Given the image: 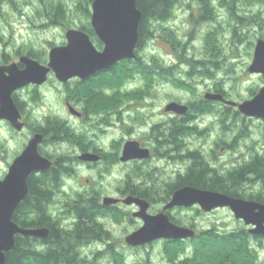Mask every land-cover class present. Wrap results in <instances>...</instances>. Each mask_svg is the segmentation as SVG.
<instances>
[{"label":"rangeland","instance_id":"1","mask_svg":"<svg viewBox=\"0 0 264 264\" xmlns=\"http://www.w3.org/2000/svg\"><path fill=\"white\" fill-rule=\"evenodd\" d=\"M58 2L67 8V19L64 25L50 26L47 9L50 11L49 6ZM81 3L86 5L87 1L82 0ZM79 4L80 0H8L0 3V65L17 62L28 51L41 55L44 60L39 63L47 65L49 50L67 44L65 37L69 29L91 24V17L85 15ZM199 7L196 0H180L176 4L172 19L165 23V27L175 31L180 46H173L157 36L147 39L139 50V56L152 68L131 79L130 64L120 63L113 72H105L87 85L67 86L50 74L43 85L24 87L19 96L27 108L26 128L18 132L0 121V180L5 178L13 161L22 154L34 128L50 131L54 128L53 122L64 124L70 137L64 136L70 138L71 143L53 144L49 137L47 145H42L48 155H69L75 161L83 154L82 148L108 155L105 163L97 167L87 164L93 161L76 160L75 175L64 178L63 190L55 196L56 203L49 208L58 214L62 208L61 201L73 199L77 194L96 193L100 201L105 197L126 198L122 191L129 172L130 187L142 189L139 186L146 182L157 186V190H146L152 191L154 199L150 201L149 212L160 214L171 199L164 200L166 191L178 183L193 164L191 158L184 155L202 151L204 162L221 175L252 162L254 158H263L264 121L245 117L238 108L229 105L216 104L204 115L194 117L191 126L197 129L181 141L180 150L156 144L155 137L159 136L160 129H155V126L166 125L164 130L168 131L173 119L179 116L165 112L169 103L199 104L207 93H221L216 91H223L226 99L241 103L252 99L264 85L263 75L248 71L256 41L264 39V28L261 27L264 25V0H211L213 17L204 16L203 19ZM237 15L246 19L241 22L236 19ZM236 26L237 34L234 35ZM91 39L96 49L102 51L103 43L98 38ZM4 57L8 58L7 64L3 63ZM153 58L165 68L171 67V71L162 72L160 67L151 66ZM210 58L218 62L216 69L210 67V75L203 73L209 71L203 69L205 64L191 66L188 63L190 60L204 63ZM198 70L203 71L198 73ZM116 75L122 77L115 80ZM175 79H182L186 88L174 82ZM69 100L77 111H85L84 120L71 116L66 106ZM128 141H137L149 148V161H134L130 165L121 163L116 154H121ZM164 150L169 152L168 158L160 157ZM149 174L154 176L153 181L146 180ZM254 182L253 185L240 186V194L251 197L264 192L262 183ZM136 211L138 208L135 206L123 205L115 213L103 216L102 222L110 237L81 248V257L86 258L89 264H170L168 252L177 247L174 253L178 261L194 256V242L189 239L184 242L185 246L158 240L147 247H130L129 250L126 237L143 226L141 219L133 218ZM168 214L176 224L195 228L197 235L213 229L222 235L234 234L249 228L228 208L206 213L198 206L176 207ZM73 222L65 220L66 225ZM246 246L252 252V264H264V242L253 238Z\"/></svg>","mask_w":264,"mask_h":264},{"label":"water","instance_id":"2","mask_svg":"<svg viewBox=\"0 0 264 264\" xmlns=\"http://www.w3.org/2000/svg\"><path fill=\"white\" fill-rule=\"evenodd\" d=\"M138 0H94L92 3L91 24L96 37L103 43L102 51L96 49L91 37L80 29H69L66 34L67 44L53 47L49 53L47 65L39 63L32 57L23 55L18 63L0 65V120H8L17 131L24 128L20 122L21 113L14 100V94L29 85H43L53 75L62 83L73 78L87 79L97 72L109 70L122 61L136 58L140 42V22L143 13L138 9ZM255 48L253 62L248 66L251 74L264 76V39H259ZM208 101L222 102L238 108L240 114L248 118L264 121V85L250 100L238 103L226 99L221 93H207ZM78 114L73 107L70 110ZM189 107L178 102L165 106V112L184 116ZM45 135L33 136L25 150L9 168L4 180H0V264H6L7 254L14 250L17 235L45 239L49 236L47 228H22L14 223L15 210L26 199L29 193V178L33 173L48 172L52 161L40 152V145ZM122 162L145 160L150 158V150L142 148L137 141L124 144ZM83 161L99 160L96 154L86 153L80 156ZM170 201L160 214L148 212L150 202L146 199L129 195L123 200L106 197L105 206L118 204L138 206L134 213L144 225L126 237V243L132 247L145 246L158 240L184 241L196 237V230L173 222L168 211L176 207L192 208L198 206L209 213L216 209L229 208L237 220L252 226V234L264 235V203L232 197L230 195L184 186L175 191Z\"/></svg>","mask_w":264,"mask_h":264},{"label":"trees","instance_id":"3","mask_svg":"<svg viewBox=\"0 0 264 264\" xmlns=\"http://www.w3.org/2000/svg\"><path fill=\"white\" fill-rule=\"evenodd\" d=\"M8 0H0V3ZM87 4H82L80 0L79 7L82 6L84 13L87 17H91L90 7L94 0H86ZM180 0H138V9L142 11L143 18L140 22V42L136 50V58L126 60L124 64H130V79L137 74L149 70L150 67L139 56V50L146 44L147 39L154 37H160L162 40L167 41L173 46H180V41L175 37V31L171 28L165 27V23L172 19L174 7ZM199 2V8L202 11V19L204 16L207 18L213 17V7H211V0H196ZM84 5V6H83ZM50 11L47 9L48 25H64L67 19V8L64 4L56 3L51 4ZM244 21V17L237 15L236 19ZM79 27L80 30L86 32L90 37H96V33L92 26ZM47 26V25H46ZM261 27L264 28V25ZM262 28V29H263ZM237 26L234 27V35L237 34ZM159 32L157 35L156 33ZM175 34V35H174ZM264 38V35H263ZM98 40V39H97ZM102 45L101 43H99ZM39 62H43L44 58L34 52L28 51L27 54ZM46 60V58H45ZM4 64L8 63V58L4 57ZM191 66L202 65L203 69L208 70L203 72L210 75V67L216 69L218 62L214 58H210L204 63L199 60H190L188 62ZM151 66L160 67V71H171V67L165 68L164 64L159 60L153 58ZM115 69V68H114ZM113 69V70H114ZM175 69V68H174ZM196 71V69L194 70ZM193 71V72H194ZM203 70H198L201 73ZM192 74V72L190 73ZM122 75H116V79H120ZM182 79H175L179 86L186 88V83L182 82ZM224 93L223 91H216ZM18 100V99H16ZM218 104L216 101H209L208 103ZM210 103V104H211ZM222 103V102H221ZM199 104H194V109L201 110ZM226 107V106H225ZM231 109L230 107H227ZM192 109V108H191ZM189 109L188 114L184 115V122L174 120L168 133H165L166 138H162L157 143L163 144L164 148L168 146L178 147L181 146V141L195 132L194 127L191 126L192 111ZM233 109V108H232ZM210 111V108L208 109ZM237 113V112H236ZM235 113V114H236ZM239 112L237 113V115ZM189 117V118H188ZM53 130L39 129L45 136H48L53 140L62 137L67 134L64 128V124L53 122ZM155 129H158L156 127ZM156 132V131H155ZM181 139L180 141V138ZM63 139V137H62ZM180 150V148H179ZM195 153V152H194ZM193 152L184 157L191 158L193 161L192 166H189V170L186 174L181 176L176 186L171 187L166 191L165 201H168L173 191L184 186H194L200 189L212 190L220 193L230 195L232 197L257 201L264 203V192H260L257 195L251 197H245L240 194V186L244 184L253 185L254 181L262 183L264 188V157L254 158L250 163L243 164L225 175L219 174L216 169L209 166L207 162L194 154ZM47 156V155H46ZM64 160L58 162L56 166H53L48 172H44L43 176L36 177L31 176L29 179V193L26 199L21 203L19 208L15 210L14 223H17L22 228H47L50 233L45 239L39 240L34 237H25L17 235L16 246L13 251L7 254L6 264H88L84 261L80 249L88 242L107 238L105 228L103 224L99 222V218L106 214L107 208L103 207L100 203L99 195L92 194H77L73 199H68L62 202V208L59 214L53 213L50 206L56 203V198L63 190V183L65 176L72 177L74 175L71 172V168L61 169ZM251 182V183H250ZM130 195L144 198L151 202L154 201L152 191L146 189H140L135 186H131L127 191ZM71 219L74 221L73 226L65 224V220ZM173 221H176L172 218ZM241 231L244 233L247 230L243 229L237 233H229L222 235L217 231L208 230L206 232L199 233L195 238L189 239L194 242V256L177 260L174 252L178 250L174 248L170 250L169 259L170 264H252L253 255L246 246L247 238L242 236ZM248 236V234H246ZM184 241H167L175 245H181L186 243Z\"/></svg>","mask_w":264,"mask_h":264},{"label":"flooded vegetation","instance_id":"4","mask_svg":"<svg viewBox=\"0 0 264 264\" xmlns=\"http://www.w3.org/2000/svg\"><path fill=\"white\" fill-rule=\"evenodd\" d=\"M92 26V25H91ZM93 28V27H92ZM36 60V59H35ZM124 61H122V62H119L118 64H116L114 67H112L111 69H109V70H105V72H113V69L117 66V65H119L120 63H123ZM13 63H18L19 64V60L17 61V62H13ZM3 65V64H2ZM19 66H20V68H23V66L22 65H20L19 64ZM130 66V65H129ZM105 72L104 71H100V72H97V74H95V75H93V76H91L90 78H87V79H80V78H73V79H71V80H69V82H67V83H64L65 85H67V86H69V85H71V84H77V85H87L86 83H93L95 80H97V79H99L100 78V76H102V75H104L105 74ZM51 74H53V73H51ZM50 75V74H49ZM50 77V76H49ZM49 80V79H48ZM30 86V85H29ZM34 87L36 88L37 86L36 85H34ZM24 90V87L21 89V90H19V91H17L15 94H14V100L13 101H15V103H16V105H17V107H18V109H19V113H21V120H20V122H22V123H24V128L21 130V131H18V132H22L25 128H26V122H25V119H26V116H27V114L25 113L26 112V104L22 101V98L19 96V95H21V93H22V91ZM16 99H18V100H16ZM209 101L208 100H206L205 99V97H204V100H199V103H201L199 106L201 107V110L200 111H198L197 109H194L193 107H195L194 106V104L195 103H190L189 105H186V106H188L189 107V109H191V111H192V115H191V117L190 118H192V121H191V123L193 124L194 123V120H195V118L194 117H198L199 116V114H202V115H204L205 113H207V112H209L208 111V109L210 108V110H212V107H215V105H214V103H208ZM66 106L68 107V109L70 110V108L71 107H73L74 109H75V111H77V108H75L74 107V105L72 104V102L69 100V101H67L66 102ZM218 104L219 105H222V106H228V105H226V104H224V103H221V102H218ZM68 110V111H69ZM78 113H80V115H78V114H73L72 112H70L71 113V116H73V117H75V118H77V119H79V120H84L85 119V111L84 110H82V111H77ZM177 118V120L176 119H173V121L174 120H176V121H181V122H184V118L182 117V116H176ZM189 118V117H188ZM0 121H3V122H6V123H8L10 126H12L11 125V123L8 121V120H5V119H3V120H0ZM191 124V125H192ZM13 128H14V126H12ZM156 127H158V129H160V134H159V136H156L155 137V139H156V144H159L160 146H162V148H164L165 146H163V144H160V143H157L158 141H160L162 138H166L165 136H167L165 133H168V131H165L164 129H166V125H156L155 126V128ZM193 128V127H192ZM194 129H197V127H194ZM37 133H43V132H41V131H39V129H35L34 128V131H33V135H32V138H33V136L35 135V134H37ZM44 134V133H43ZM45 135V134H44ZM66 136H68V137H70V135L67 133V135ZM66 136H62L63 137V139H62V137H60V138H57V140H55L54 141V143L53 144H61V143H64V144H66V143H71V141H70V138H66ZM31 138V139H32ZM31 139L29 140V142L31 141ZM49 137L48 136H45V140H44V142L40 145V152H41V154L43 155V156H45V157H47L50 161H52V167L53 166H56L57 164H58V162H61L62 160H64L63 161V163H62V165H60L59 167L61 168V169H63V168H71L72 170H71V172H73L74 173V175H75V162H77L76 160H78V162L79 161H82V162H87V161H83V160H81V159H79L80 158V156H79V158H75L76 160L74 161V160H71V157L69 156V155H67V156H64V155H61L60 157L59 156H57V157H55L54 155H48L47 154V152H45L42 148H43V144H46L47 145V143H48V141H49ZM181 139H183L182 137L180 138V141H181ZM29 142H28V144H29ZM129 142V141H128ZM127 143V142H126ZM125 143V144H126ZM27 144V145H28ZM125 146V145H124ZM141 146V145H140ZM79 147V146H78ZM142 148H145V147H143V146H141ZM26 148V147H25ZM82 148V147H81ZM147 149H149V148H147ZM25 149H23V151H24ZM123 150H124V147H123V149H122V151H121V154L119 153V152H117V154H116V157L120 160V162L122 163V160H121V156L123 155ZM150 150V149H149ZM82 151H83V154H86V153H90V154H96V155H98L99 156V160L98 161H96V162H91V163H87V164H90L91 166H98V165H103V163H105V161L108 159V155L107 154H103L102 152H99V153H93V152H90V151H93V150H84V148H82ZM151 151V150H150ZM159 152V151H158ZM202 151H199V150H197L194 154H197V156H200L203 160L205 159L200 153H201ZM83 154H81V156L83 155ZM47 155V156H46ZM169 152L168 151H166V150H164V151H162V152H160V157L161 158H168L169 156ZM188 155V154H187ZM157 156H159V155H157ZM192 160V159H191ZM134 161H139V162H147V161H149V158L148 159H145V160H132V161H128V162H123V164H128V165H130V162H134ZM192 161H194V160H192ZM205 161V160H204ZM208 163V162H207ZM210 165V164H209ZM192 166V165H191ZM211 167V166H210ZM10 168V167H9ZM189 170V169H188ZM188 170H187V172H188ZM107 172H109V170L107 169L106 170ZM186 172V173H187ZM43 174H44V172H40V173H33V175L34 176H36V177H40V176H43ZM32 175V176H33ZM6 177V176H5ZM67 176H65V177H63V178H66ZM149 178L148 179H146V180H149V179H151L152 181L154 180V176H151V174H149V176H148ZM31 178V177H30ZM29 178V179H30ZM4 180V179H3ZM130 172L129 173H127V176H126V179H125V188L123 189L124 191H122L123 193L122 194H124V195H126V196H129L130 194H128L127 193V191H129L130 190ZM251 183V182H250ZM149 184H151V183H149V182H146V183H143L142 185H140L139 187H141L142 189H154V190H157V186H155V184H151L152 185V187H150L149 186ZM177 184V183H176ZM176 184H173L172 185V187H174V186H176ZM182 188V187H181ZM179 189V188H178ZM83 194H88V193H83ZM106 198V197H105ZM117 199H119V200H123V199H125L124 198V196H120L119 198L118 197H116ZM144 199V198H143ZM104 200V199H103ZM103 200H101L100 201V203L103 205V207H105V208H107V210H106V214H104L103 216H105V215H107V214H109V215H111V214H113V213H115L116 212V210H120L121 208H122V206L123 205H125L124 203L122 204V202L120 201L118 204H115V205H110V206H105L104 204H103ZM149 201V200H148ZM252 201V200H251ZM150 202V201H149ZM260 203H262V202H260ZM150 204H151V202H150ZM127 206V205H126ZM131 206H134V205H131ZM135 207H137L138 208V211L140 210V208L138 207V206H135ZM150 208H151V205H150ZM150 208H149V210H150ZM221 209H224V208H221ZM229 209V208H228ZM149 210H148V212H149ZM216 210H219V209H216ZM215 210V211H216ZM138 211H136V212H138ZM135 213V212H134ZM134 213H133V218H136L135 216H134ZM150 213V212H149ZM151 214V213H150ZM152 215H155V214H152ZM103 216H101L98 220H99V222L101 223V224H103V222H102V218H103ZM170 217V216H169ZM138 219H140V218H138ZM74 223V222H73ZM143 225H144V222H143ZM73 226V224L72 225H70V227H72ZM103 226H104V228H105V224H103ZM249 228L247 229V231L246 232H242L241 231V233H242V236L243 235H245V238H247V242L248 241H251V239H255V240H258V241H262V242H264V235H255V234H252L251 232H250V230L253 228L252 226H248ZM141 228V227H140ZM139 228V229H140ZM190 228H193V227H191L190 226ZM137 230V229H136ZM194 230H195V228H194ZM104 231H107L106 230V228H105V230ZM108 232V231H107ZM135 232V231H134ZM109 233V232H108ZM246 234H248V236H246ZM110 237V234H109V236H108V234H107V238H104V240H101V238L100 239H95V240H92V241H90V242H88V244H85L84 246H91L94 242H103V241H105V240H107L108 238ZM39 240H42V239H39ZM38 240V241H39ZM126 240V239H125ZM246 242V243H247ZM127 244V243H126ZM151 244V243H150ZM128 245V244H127ZM149 244H147V245H145V246H139V247H137V248H144V247H147ZM84 246H82V248L84 247ZM130 247H132V246H130V245H128V248H129V250H130ZM132 248H136V247H132ZM136 248V249H137ZM84 259V261L86 262V263H88V261H87V259L86 258H83ZM89 264V263H88Z\"/></svg>","mask_w":264,"mask_h":264}]
</instances>
